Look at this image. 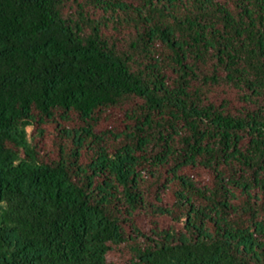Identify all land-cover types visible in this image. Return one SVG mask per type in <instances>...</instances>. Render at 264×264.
<instances>
[{
    "label": "trees",
    "instance_id": "1",
    "mask_svg": "<svg viewBox=\"0 0 264 264\" xmlns=\"http://www.w3.org/2000/svg\"><path fill=\"white\" fill-rule=\"evenodd\" d=\"M0 264H264V0H0Z\"/></svg>",
    "mask_w": 264,
    "mask_h": 264
},
{
    "label": "rangeland",
    "instance_id": "2",
    "mask_svg": "<svg viewBox=\"0 0 264 264\" xmlns=\"http://www.w3.org/2000/svg\"><path fill=\"white\" fill-rule=\"evenodd\" d=\"M67 10V9H65ZM67 12L71 13V10H67ZM66 13V12H65ZM124 38V37H122ZM123 41H121L120 43H123ZM210 98L214 99V100H219L220 98L224 97L225 99H227L228 101L230 100V104L229 106H233L236 102H235V94L232 90L227 89L226 87H222L219 86L217 88H215V92L210 93ZM132 104V101H130L129 103H122L116 106H112L108 109H106L104 112H102L100 115H98V121L95 124V129L99 130V129H121L124 125V116H123V112L125 109L129 108V106ZM75 120L71 123H74ZM70 123V122H69ZM45 129L44 132V136L42 138V140L40 141V145L39 148L41 151H43V153L46 155L47 159H55L56 155H57V151L54 145V139H53V124H47L42 126ZM27 132L30 133L31 132V127H27ZM181 171L183 173H185L186 175L193 177L194 179L199 180L201 183L206 182L207 178L206 176L202 173V171L198 168H189V167H184L181 169ZM161 173H165V171L163 169H161ZM165 174L161 175L160 177V182H164L165 178H164ZM167 185V184H166ZM171 184L167 185V189H160V190H155L154 187L148 189V191L146 192V198L148 201L150 202H155V191H158L159 193V202H156L157 204H161V205H169L170 201H171V194H170V188H171ZM135 222L144 230L146 231L150 225H149V217L147 215L146 212L144 211H139L135 214ZM155 220L157 221V225L159 227H167L169 226V224H171L170 220L165 217V216H157V218H155ZM112 257V261H116V257H118L116 255V253H113L111 255Z\"/></svg>",
    "mask_w": 264,
    "mask_h": 264
}]
</instances>
